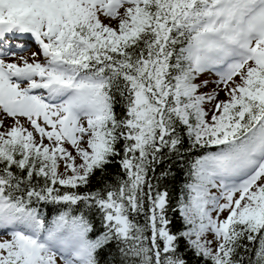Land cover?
<instances>
[{"label": "snow or ice", "instance_id": "snow-or-ice-1", "mask_svg": "<svg viewBox=\"0 0 264 264\" xmlns=\"http://www.w3.org/2000/svg\"><path fill=\"white\" fill-rule=\"evenodd\" d=\"M0 264H264V0H0Z\"/></svg>", "mask_w": 264, "mask_h": 264}]
</instances>
